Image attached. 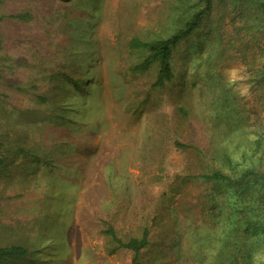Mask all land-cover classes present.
<instances>
[{"label":"rangeland","instance_id":"374dc122","mask_svg":"<svg viewBox=\"0 0 264 264\" xmlns=\"http://www.w3.org/2000/svg\"><path fill=\"white\" fill-rule=\"evenodd\" d=\"M197 2L0 0V244L28 250L0 264H131L107 225L123 241L148 230L141 264H192L218 211L237 216L236 191L199 175L212 145L264 129L262 90L231 48L201 84L209 70L193 59L210 20L227 32L242 0H223L173 49L161 86L159 63L135 69L148 52L128 44L168 37Z\"/></svg>","mask_w":264,"mask_h":264},{"label":"trees","instance_id":"16d2710c","mask_svg":"<svg viewBox=\"0 0 264 264\" xmlns=\"http://www.w3.org/2000/svg\"><path fill=\"white\" fill-rule=\"evenodd\" d=\"M197 1V5L192 7L183 25L168 37L149 41L133 37L129 40L130 47L142 48L148 52L146 57L134 66L135 69L145 70L153 61L159 63L154 81L156 86H161L172 77L170 57L173 49L210 17L214 10H219L220 6L224 5L223 0ZM231 9H234L235 14L230 19V30L222 31L212 24L220 17L212 18L207 25L205 39L194 56L195 63L201 62L202 66L209 70L207 71L209 76L206 73L200 84L208 81L210 76L213 77L211 71L213 66L219 63L226 49L231 48L234 51L231 57L245 66L249 82L262 90L260 100L264 99V1L242 0V3ZM206 87L209 92L214 90L210 81ZM39 99L44 100L42 97ZM221 105L215 107V110L222 119H227L229 105L225 98ZM251 112L254 120L257 119L256 110L251 109ZM233 124H227L226 137L231 135ZM3 135L5 134L0 132V137ZM175 145L180 148L191 147L179 142H175ZM212 147L214 149L209 159L213 164H209L207 173L199 176L207 181L223 183L227 188L236 191V203L239 202L236 205L237 216L231 217L221 210L218 211L219 216L214 221L217 223L216 237L206 243L207 252L200 254L202 256L190 255L194 258L192 264H264V164L261 161L264 152V129L257 132L251 141L224 140ZM21 149L19 148V151ZM235 154H240L239 161L233 159ZM3 163L4 159L0 156V165ZM244 201H247L245 205ZM103 233L112 239L117 248H126L133 252L131 264H141L140 251L149 243L147 229L142 230L140 237H131L126 241L117 236L111 225H107ZM27 253L24 244L13 243L5 246L0 244V262L8 258L24 257ZM183 261L186 262V259ZM154 262L158 264L159 258H155Z\"/></svg>","mask_w":264,"mask_h":264}]
</instances>
